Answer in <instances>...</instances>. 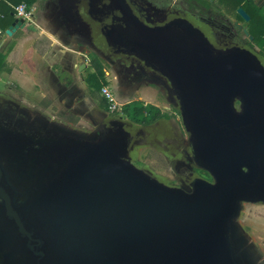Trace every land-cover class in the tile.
<instances>
[{"label": "water", "instance_id": "95a60500", "mask_svg": "<svg viewBox=\"0 0 264 264\" xmlns=\"http://www.w3.org/2000/svg\"><path fill=\"white\" fill-rule=\"evenodd\" d=\"M108 5L103 18L88 12L99 34L169 76L194 159L215 181L170 187L137 168L110 129L26 192L0 158V264H244L235 219L242 202H264V65L247 49L217 50L187 19L150 27L125 0Z\"/></svg>", "mask_w": 264, "mask_h": 264}, {"label": "rangeland", "instance_id": "374dc122", "mask_svg": "<svg viewBox=\"0 0 264 264\" xmlns=\"http://www.w3.org/2000/svg\"><path fill=\"white\" fill-rule=\"evenodd\" d=\"M52 1L53 0H42L40 3L42 7H48L49 3ZM138 1L153 11L158 18L166 19V15H169L170 17L187 11V6L182 0ZM216 1L219 2V0ZM251 1L257 7L259 14L264 17V0ZM222 13L225 15V26L229 27L230 32L234 33L232 36L228 30L221 27L223 26L222 24L211 25L201 22L196 14L191 17L197 24L206 30L213 41L217 44H231L233 42H239L241 44L248 45L256 51L264 49L263 47L260 48L256 44L254 38L249 39L248 36H244L242 34V31L235 30L233 28L232 23L234 20H237L236 9L223 8ZM38 18L41 20L42 17L39 15ZM218 20L224 21V19ZM227 20L230 22L227 23ZM240 23H242L249 30V22L240 21ZM63 30L70 36H73L74 34L71 31L69 32L67 28H64ZM21 35L22 31L20 30L14 35V38L20 37ZM91 37V42L94 46L89 45L84 37L79 39L83 42L80 43L83 45V48L80 50L84 54L88 55V59L85 57V62L88 61V63L91 64L92 59L96 57L99 58L105 66L106 72L103 87L112 91L115 102L117 101L116 108H110V102L104 97L102 89L99 91V97L102 99V102L104 101V106L108 111L107 116L114 121L124 122L128 130L133 134L135 133L137 137L134 144L129 147L131 152V154L129 153V157L132 160L131 162L137 168L145 170L153 177L162 180L169 185H171L170 183L172 182L179 183L181 180L180 176L185 178V180H189L191 177L199 175L200 173L202 176L208 178L207 174H202L201 172L197 173L196 163L192 160L189 148L186 146L189 141V135L184 126L180 108L174 95L162 93L158 85L148 80L147 82L149 85L143 86L140 94L135 93V87L133 86L130 90L124 91L118 84L119 79L117 76L120 66L112 67L110 64H107V61H105L102 57L101 51H99V47L95 41V36L91 35ZM259 55L264 60V51H260ZM110 57L114 58V56L111 55ZM7 79L8 76L0 75V94L8 96L10 98L11 105H9V107L4 105L0 109V122L14 121L15 125L19 129L18 133L25 131L28 134H35L37 130L32 125H29L27 117H29V114L31 116L35 114L44 116L45 111L49 110L47 108L50 104L49 99L46 97L44 100L42 98L41 101V99H37L34 94L30 93L27 95L20 88L14 86L12 83H9ZM141 94L148 96L149 98L141 100L138 98ZM133 100H139L145 104L152 103L158 106L166 114V116L150 125L136 124L129 120L122 112L123 105ZM70 112H72V110L61 106L60 108L56 107L55 111L49 110V116L46 113L45 116L47 115L50 119L53 118L54 115H58L59 117H62V120L65 122V113ZM63 121L59 122L63 123ZM97 122V117L91 115L90 112H85L84 117H82L77 124L70 122L67 123V127L83 133H88L89 131H93L92 129L95 127ZM46 137L49 138L51 136ZM75 139L77 138L75 137ZM59 144L60 142H58V145ZM186 149L187 154L185 153ZM31 157L32 156L28 155L25 159L27 160L26 163H23L18 167H12L11 169L8 168V170L15 172L16 180L22 185L24 182L27 183L37 180L39 176L44 175L48 171V167L45 166L41 169H36ZM40 157L42 158L41 155ZM17 159L22 160L23 158L18 155ZM38 162L40 161L38 160ZM181 163L184 165L180 166ZM188 164H190L192 168L189 169L187 167ZM241 207L240 214L235 219L238 234L241 235V239L244 241L245 245L247 244L251 248L257 247L259 249L258 251L262 252H259L258 257L260 261L263 260L264 262V203L244 201L241 203Z\"/></svg>", "mask_w": 264, "mask_h": 264}, {"label": "flooded vegetation", "instance_id": "af4514ba", "mask_svg": "<svg viewBox=\"0 0 264 264\" xmlns=\"http://www.w3.org/2000/svg\"><path fill=\"white\" fill-rule=\"evenodd\" d=\"M126 3L129 5L130 9L137 16V18L145 25L150 27H163L168 26L172 22L178 19H187L189 20L194 26L200 28L206 36L209 38L211 43L214 45L217 50H226L229 48L235 49H247L252 51L257 57L260 59L262 64L264 65L263 58L259 55L260 51H264V49H260L256 51L255 49L250 48L246 44H241L237 42H233L231 44L223 43L217 44L210 35L203 29L199 24H197L193 19L192 15L196 14L199 17L201 22L211 24V25H223L222 28L228 30V32L232 35L234 33L230 32L229 27L225 26V18L224 21L218 20L214 17L206 18L198 12L191 11L187 8L185 13H178L176 15L170 16L166 15V19L158 18L153 11H151L148 7L144 6L138 0H125ZM51 6L54 10L61 13L64 20H60V25H62V29L67 28L68 31L73 32L74 38H69V40H74L77 48L82 49L83 45L80 43L81 40L85 37L87 43L91 46V35H94L96 38L97 45L99 47V51L102 53V57L107 64H110L112 67L120 66L118 70V79H119V86L124 91L130 90L133 86L135 90L139 87L142 83L143 86H148L150 81L158 85L162 91V93L171 95L173 94L176 102L179 105L180 112H181V104L180 100L177 96V90L173 85L172 81L170 80L169 76L155 64L147 61L142 55L133 50L128 45L124 44V40L122 42H118L116 44H110L107 39L99 34L97 23L92 19L89 15V11L93 8H97V10L103 16H107L114 8L108 5V0H53ZM239 8V7H238ZM238 8L236 9L237 20H234L232 25L235 30L242 31L244 36H248L249 39H253L254 37L249 33L248 28H246L241 22H249V20L245 19L239 12ZM245 10V9H244ZM246 11V10H245ZM187 12V13H186ZM247 12V11H246ZM161 13V12H160ZM248 13V12H247ZM135 16V17H136ZM133 16L130 13L125 14L122 18H119L118 26L119 28L124 27V23L126 21L133 20ZM162 19V20H159ZM227 23L230 21L227 20ZM217 23V24H216ZM104 24H102L103 27ZM256 42V41H255ZM85 43V42H84ZM256 44L262 48L257 42ZM114 56V58L110 57ZM104 70L106 72L105 66ZM109 75V74H108ZM141 87V88H142ZM170 97V96H169ZM171 99V98H170ZM11 105V101L9 97L5 94H0V109L2 106ZM235 107L237 110H241L242 105L239 98L235 99ZM182 115V112H181ZM29 125H32L36 128L35 134H28L25 131H21L18 133L19 129L13 122H0V158L2 164L6 170V172L10 176V181L12 184L18 188L22 192H26L31 188H35L36 186L42 184L44 180L48 177L53 175L62 164L72 155L80 152L84 146L88 143L97 141L102 134V131L105 129L115 130L117 132H121L124 137L122 139L123 145L128 149V156L127 158L132 161L129 157L131 145L134 144L137 137L135 133L133 134L128 130L124 122L114 121L113 119L107 118L106 120H98L95 127L92 129L93 131H89L88 133H83L78 130L71 129L67 127L68 121L65 120L63 123H60L59 118H50L46 117L45 115H30L27 117ZM183 119V117H182ZM184 123V122H183ZM150 125V124H149ZM185 126V124H184ZM186 128V127H185ZM187 131V129H186ZM188 133V131H187ZM189 135V133H188ZM46 136H51L47 138ZM75 137L77 139H75ZM21 141V142H19ZM47 142V143H45ZM58 142L60 144L58 145ZM187 148H189V153L191 155L192 160L196 163L197 173L201 172L202 174H207V177L202 176L200 173L199 175H195L191 177L189 180H185L182 176H180L181 180L179 183L172 182L171 185L167 184L170 187H178L182 188L186 192L193 191V181L196 178H203L210 182H214L215 178L212 174H210L205 168L200 166L193 156V149L190 144V136L189 141L187 143ZM187 154V149L185 150ZM23 158L22 160L17 159V156ZM30 155L31 160L34 162L36 169H41L44 166L48 167L47 173L42 176H39L37 180L32 182H24L22 185L16 180L15 172L8 170V168H15L16 166H20L23 163H26V157ZM42 156V158L40 157ZM47 155V156H46ZM38 160L40 162H38ZM184 165L183 163L180 166ZM179 166V165H178ZM190 169L192 166L190 164L187 165ZM264 203V202H262ZM238 231V228H237ZM237 238H239L243 245L238 248L240 253H243L244 257L246 258L247 262L244 264H264L263 260H259V249L257 247L251 248L249 245H245L244 241L241 239V235L237 234ZM259 260V261H258Z\"/></svg>", "mask_w": 264, "mask_h": 264}, {"label": "crops", "instance_id": "0c3cea01", "mask_svg": "<svg viewBox=\"0 0 264 264\" xmlns=\"http://www.w3.org/2000/svg\"><path fill=\"white\" fill-rule=\"evenodd\" d=\"M40 1L30 5L34 13L32 21H23L24 26L12 35L7 33V29L22 19L15 13L16 5L10 3L14 9L13 21L6 28L0 26V75L8 76L7 81L27 95L34 94L41 101L47 97L49 110L55 111L56 107L62 106L72 110L70 113L79 121L85 112H90L98 120H106L108 111L100 97L93 96L94 88L87 80L94 71L92 65L85 62L88 55L77 48L75 41L69 40L74 37L62 29V14L53 9L51 2L48 7H42ZM0 15L2 17L3 14L0 12ZM20 30L22 35L14 38ZM83 63L86 65L81 69ZM142 85L136 88L135 93H141ZM138 98L146 100L149 97L141 94ZM49 110L45 111L48 116ZM66 116L64 118L68 121ZM53 118L62 117L54 115Z\"/></svg>", "mask_w": 264, "mask_h": 264}, {"label": "trees", "instance_id": "16d2710c", "mask_svg": "<svg viewBox=\"0 0 264 264\" xmlns=\"http://www.w3.org/2000/svg\"><path fill=\"white\" fill-rule=\"evenodd\" d=\"M38 0H4L0 2V26L6 28L12 23L13 7L10 5H17L21 2H26L32 5ZM187 8L191 11L200 13L206 17H214L218 19L225 18L222 13L223 8L227 9H237L242 6L250 15L249 21V33L254 37V40L264 48V17L259 14L257 7L251 0H182ZM91 65L94 71L90 73L87 77L90 86L93 89V96L99 98V91L102 89L105 82V70L102 61L99 58L94 57L91 61ZM101 101L102 99L99 98ZM10 100V98H9ZM104 105V101L102 102ZM122 112L127 116V118L136 124L149 125L152 124L166 116V114L156 105L152 103L145 104L139 100H133L127 102L123 105ZM45 115V113H44ZM47 116V115H46ZM48 117V116H47ZM66 118L69 122L77 124L79 118L70 114ZM60 121L61 118H59ZM12 172V171H11ZM13 174V172H12ZM236 224V223H235Z\"/></svg>", "mask_w": 264, "mask_h": 264}, {"label": "built area", "instance_id": "2783aa9c", "mask_svg": "<svg viewBox=\"0 0 264 264\" xmlns=\"http://www.w3.org/2000/svg\"><path fill=\"white\" fill-rule=\"evenodd\" d=\"M15 13L17 17L22 19V21H32L33 17V8L27 4L26 2H21L18 5L15 6ZM102 92L104 94V97L110 102V108L115 109L116 108V102L112 95V92L106 88H102Z\"/></svg>", "mask_w": 264, "mask_h": 264}]
</instances>
